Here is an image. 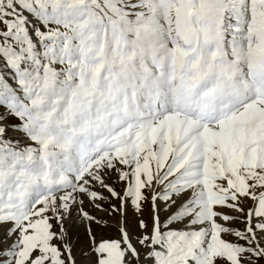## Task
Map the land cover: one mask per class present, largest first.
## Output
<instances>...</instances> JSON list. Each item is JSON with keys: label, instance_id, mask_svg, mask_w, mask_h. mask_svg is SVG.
I'll use <instances>...</instances> for the list:
<instances>
[{"label": "snow or ice", "instance_id": "snow-or-ice-1", "mask_svg": "<svg viewBox=\"0 0 264 264\" xmlns=\"http://www.w3.org/2000/svg\"><path fill=\"white\" fill-rule=\"evenodd\" d=\"M77 227L81 264H264V0H0V264Z\"/></svg>", "mask_w": 264, "mask_h": 264}, {"label": "rangeland", "instance_id": "rangeland-1", "mask_svg": "<svg viewBox=\"0 0 264 264\" xmlns=\"http://www.w3.org/2000/svg\"><path fill=\"white\" fill-rule=\"evenodd\" d=\"M96 215H100V213H94ZM163 218V213L161 214ZM129 220L131 223H134V220L130 214ZM111 223H115V221H111ZM95 227V226H94ZM73 237L75 240H77L76 243V248H75V255L77 257L78 264H81V256H80V251L83 247L86 246V235L84 232L83 227H77L76 229L73 230ZM100 238L99 231L97 230V239Z\"/></svg>", "mask_w": 264, "mask_h": 264}]
</instances>
